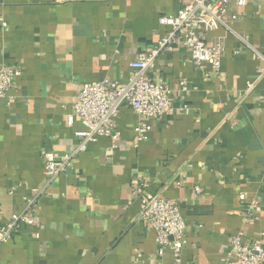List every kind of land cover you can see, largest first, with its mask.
Returning a JSON list of instances; mask_svg holds the SVG:
<instances>
[{
  "label": "crops",
  "instance_id": "0c3cea01",
  "mask_svg": "<svg viewBox=\"0 0 264 264\" xmlns=\"http://www.w3.org/2000/svg\"><path fill=\"white\" fill-rule=\"evenodd\" d=\"M182 7L0 0V63L22 69L0 99V211L7 222L33 201L39 220L0 246V264H222L233 235L243 232L250 245L264 239V2L238 9L234 29L245 41L223 28L209 33V44H225L220 71L196 68L185 48L158 56L148 74L169 87L173 112L149 122L146 140L136 145L142 118L124 106L117 139L90 143L47 183L42 151L64 156L79 144L80 120L70 125L68 116L82 85L127 83L130 63L171 29L159 18ZM137 182L180 203V262L168 248L160 253L155 229L140 218ZM253 199L262 210L250 220Z\"/></svg>",
  "mask_w": 264,
  "mask_h": 264
},
{
  "label": "built area",
  "instance_id": "2783aa9c",
  "mask_svg": "<svg viewBox=\"0 0 264 264\" xmlns=\"http://www.w3.org/2000/svg\"><path fill=\"white\" fill-rule=\"evenodd\" d=\"M253 1L264 2V0H183V7L177 14H165L159 18L162 25H171V29L158 41L155 48L140 53L130 63L133 73L127 83L124 85L118 82L107 84L103 81L84 83L68 116L70 125L74 124L76 118L80 120L81 128L75 132L79 144L70 154L64 156L42 151L48 185L60 173L66 171L69 162L85 152L90 143L104 136L117 139L118 135L113 133V129L120 109L124 106L131 107L142 118L136 126V145L146 140L149 122L173 112L169 87L150 78L148 74L149 70L154 68L158 56L164 52L185 48L189 50L196 68L208 65L213 71H220L225 44L220 38L209 44V33L223 28L227 33L245 41L234 29V24L240 18L238 9L246 7ZM233 5L237 11L230 10ZM2 25L7 26V23L2 21ZM260 56L264 60V55ZM21 73L20 66L0 63V99L7 94L13 81ZM182 85L184 86V83ZM248 86L252 88V84ZM133 197L140 203V218L156 231L160 253L168 248L176 261L180 262L187 227L180 203L174 199L146 194L143 182L134 185ZM240 199L245 201L246 195L241 194ZM32 203L33 201L28 202L26 209L13 214L7 222H2L0 211V246L19 231L21 224H38V217L31 213ZM249 206V219H256L262 205L253 199ZM243 239V232L232 236L231 246L222 264H264V239L253 245Z\"/></svg>",
  "mask_w": 264,
  "mask_h": 264
}]
</instances>
